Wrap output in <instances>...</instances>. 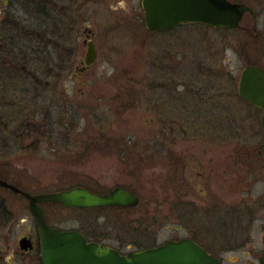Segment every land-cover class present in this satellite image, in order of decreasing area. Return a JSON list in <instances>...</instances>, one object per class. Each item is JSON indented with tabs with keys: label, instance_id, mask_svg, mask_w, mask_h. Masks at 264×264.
Here are the masks:
<instances>
[{
	"label": "rangeland",
	"instance_id": "374dc122",
	"mask_svg": "<svg viewBox=\"0 0 264 264\" xmlns=\"http://www.w3.org/2000/svg\"><path fill=\"white\" fill-rule=\"evenodd\" d=\"M9 2L10 7L8 10L4 9L0 21L7 20L6 16L10 11L11 14L19 15L24 19L21 25V39L22 35L24 38L29 37L25 31L33 29L31 27L40 19L35 18L26 5L24 7L16 5L14 0ZM106 4L104 10L100 9L96 13L98 15L96 19H92L96 16L95 13L88 12L91 16L90 25L96 36L94 41L98 46V58L90 71L78 74L76 66L79 65V59L76 54L74 59L69 61L72 70L69 77L59 76V88L57 87L59 92L49 91L34 99V102L43 104V107L35 108L38 114L31 112L33 116H30L31 114L27 113L33 105L29 102L32 94L19 93L18 105L16 101L13 103L11 97L2 106L4 111L1 114H4L5 118L0 117V160L7 163L6 169L11 165L16 169L15 173L21 171L24 173L18 177L21 178L20 182H25L26 185L24 183L21 185L31 194L45 190L60 191L75 185L84 187L87 185L100 193H107V190L120 183L130 186L132 191L141 197L144 195L141 186L144 188L157 185L164 172L163 168L155 167L153 169L155 173L152 174L151 169L142 171L140 167L130 168V172L125 171L122 161L113 155L115 152L112 150V144L114 138L128 136V139L132 140V145L156 149L164 139L172 140V134L176 130L173 110L176 104L172 91L160 90L159 84L164 74L158 69V58L163 52L173 55L177 53L176 59L181 66H179L181 81L200 86L209 83L208 125L214 116H218L219 120L212 123L217 127L209 125L208 134L220 132L232 136L236 134L233 138L236 141L239 132H246L241 129V119L246 114L245 105L237 96L235 97L241 63L238 57L239 31L224 32L193 23L189 26L175 27L167 32H149L145 28V23L141 21L143 14L136 18L134 13L124 8L122 0H118L116 4H119L118 7L112 0H108ZM114 7L116 10L112 9ZM7 26L0 27V38L7 36L12 40L15 29ZM80 31L81 35L71 36L74 37V42L79 43L81 50H84L82 41L86 40L87 36L81 29ZM7 38H4L6 43L4 45L11 49L13 40ZM0 40L3 42V39ZM29 40L22 39L21 56L27 52V59L33 60L34 57L29 53L33 52L34 46ZM223 46H226V49H223L225 54L222 57ZM1 59L0 69L14 70L13 59L8 60L5 55H2ZM21 61L18 66L20 71L27 67L34 70L30 66H37L39 63L38 60L29 61L26 66L23 60ZM208 62L210 67L206 81L204 71ZM39 64L44 65L45 62L40 61ZM217 69H221L225 76L221 80L214 77ZM35 73L41 79L37 81L38 84L44 79L43 73L40 75L39 70ZM10 76L9 72L0 71V83L6 85L5 94L1 95L0 99L12 95L10 91L14 82L9 81ZM165 77H169L168 74H165ZM32 78L29 76L28 81L21 84L27 86L36 83ZM63 86L68 91L63 90ZM39 89L42 87L39 86L36 90ZM51 100L55 103L48 106ZM210 110L214 113L209 114ZM49 118L52 124L46 127L45 120L48 122ZM87 137L99 143L94 151L87 145ZM15 138L17 146L13 151L7 144L12 143L11 140ZM201 142L204 143L199 141L195 147L199 149ZM215 142L217 141L208 142V157L209 160L214 158L215 162L220 164L218 160L222 157L210 155L212 151H221L222 146ZM190 146L193 147L191 144ZM193 149L196 150L194 147ZM225 174L231 181L235 179V172L226 171ZM9 177L14 183L17 182L12 175ZM150 179L154 182L148 184ZM41 184L44 188L40 186ZM0 193L6 199L5 207L10 213V220L5 221L3 232L0 231V248L4 251V261L6 264H39L40 262L33 258H21L15 251L18 250L21 236L26 233L34 235L37 230L27 200L5 190ZM44 207L48 209L46 212L48 223L64 230L83 229L85 227L83 224L93 219L88 212L83 213L79 209L64 210L62 207L51 208L47 205ZM229 225L230 223L224 228L215 225L211 238L207 235L205 237L210 241L212 238L222 240L223 236L232 233ZM250 239L251 242H246L236 251L217 249L219 256L222 257V264H264L258 260V256L264 255L263 236L256 230Z\"/></svg>",
	"mask_w": 264,
	"mask_h": 264
},
{
	"label": "flooded vegetation",
	"instance_id": "af4514ba",
	"mask_svg": "<svg viewBox=\"0 0 264 264\" xmlns=\"http://www.w3.org/2000/svg\"><path fill=\"white\" fill-rule=\"evenodd\" d=\"M122 1L125 4L124 8H127L128 12L134 13L136 18L143 14L141 21L144 23L145 13L143 12L142 0ZM228 1L230 3L238 2V4L247 5L252 9V12H249V10L245 11L242 20L236 28L239 31L238 39H240L238 42V50H240L238 57L241 62L240 74L243 73V70L248 65L264 70V0ZM107 2L108 0H14L16 5L22 7L26 5L30 9V13L35 18L40 19L31 27L33 28V33H31L33 37L29 41L34 48H32L33 52L29 54L34 57L33 60L45 62L44 65L38 64L39 68H37L41 72L40 75L43 73L44 79L37 84V81L41 80L40 76L35 73L37 70H30L28 67L23 69L24 71L19 70L18 66L22 62L20 32L24 19L15 13L11 14V11L8 12L7 20L0 21V27L8 25L15 29V32L11 49H9L8 45H4L6 44L4 38H7V36L0 38L3 39V42L0 40V60L2 61L1 56L5 55L6 59H13L15 63L13 64L14 70L11 71L9 68H5L0 69V71L9 72L11 74L9 81L14 83L11 85L12 90L10 92L12 95L2 98L3 100L0 99L1 118H5L4 114H1L4 111L2 106L5 105V101L7 102V99L9 100L12 97L13 103L16 101L18 105L17 95L19 93L21 95L32 94L29 102H32L33 105L31 109L27 110V113L31 114L32 112L33 114L34 112L38 114L39 112L35 108L43 107V104L34 102L36 97L38 96L39 98L49 91H53V93L59 92V76H62V78L69 77V73L72 72L69 67V61L74 59L76 54L79 59V65L76 66L78 74L86 73L92 69L91 66L95 62L90 64V66L85 64L87 59L86 52L89 48L88 44L92 43L95 46L96 54L98 46H96L94 41L96 36L95 32L92 31V25H90L91 16L88 12L96 14L100 9L104 10L103 8L106 7ZM112 2L116 5L118 0H112ZM9 7V0H0V15L4 12V9L8 10ZM116 7L112 9L116 10ZM97 16L96 14L92 19L97 18ZM183 25L189 26L192 24ZM40 28H45L44 36L39 35L38 29ZM80 29L87 36V39L82 41V47H85V51L81 50L79 43L77 44L73 41L76 35H81ZM236 30L229 31L236 32ZM71 35L75 36L72 37ZM176 56L177 53L173 55L163 52L158 58L160 67L158 69L162 70L164 74L162 82L159 84L160 90L172 91L177 99L174 98L176 104L175 109H173L175 116L174 127L176 130L172 134V140L169 138L167 140L162 139V143H159L156 149H151L148 146L139 148L137 145H132V140L128 139V136L116 137L113 139L114 144H112V150L115 152L113 155L122 161V167L125 168V171L130 172V168L140 167L142 171L151 169L152 172L150 174H152L155 173V170H153L155 167L163 168L164 172L159 182L155 187L149 185V187L144 186L143 188L141 186L144 194L141 197H138L130 186L117 183L107 192L120 187L126 192H131L137 198L138 204L136 206L129 205L128 207L121 205H107V207L86 209L76 207L79 211L88 212L93 217L91 222L87 221L86 224H83L86 228L83 226V229H77L86 237L87 241L110 246L118 254L123 255L133 251L138 252L141 249L158 247L164 242L186 239L196 242L200 248L214 258H218L220 264H222L223 260L219 256V249L236 251L246 242H251L250 237L256 230H259L264 241V131L262 127V115L264 112L253 104L244 102L237 92L236 85L237 97L245 105L246 114L241 119V129L246 132H239L238 140L236 141L233 139L236 134H233L234 136L225 135L221 132L220 134H208L209 83L206 86H200V84H189L181 81V66ZM24 57L26 58L25 65L27 66V63L32 60L27 59L26 54ZM208 65L204 71L206 81H208L209 75ZM41 66L43 69H41ZM165 74H168L169 77H165ZM29 76L33 77L32 79H35L36 83L33 82V84H28L27 86L26 84H21V82H27ZM2 83H0V96L5 94L6 85ZM39 86L42 89L36 90ZM63 90L68 91L64 86ZM51 101L48 106L55 103V101ZM33 106L35 107L33 108ZM49 120L48 122L45 120L47 123L46 127L52 124L51 118ZM1 123L3 122L1 121ZM52 135L53 133L51 132ZM87 138V145L91 146V151H94L96 147L98 148L99 143L97 144L96 141H91V138ZM16 139L11 140L12 143L7 144L13 151H15L17 146ZM210 140L217 141L215 143L222 146L221 151H212L210 154L222 157L221 160H218L220 164H217L214 158L209 160L208 142ZM199 141H204V143H199L201 146L198 149L195 145ZM6 165L7 163H3L0 160V178L9 184H14L15 187L26 190V187L21 185L22 183L25 184V182H20L21 178L18 177L24 173L22 171L15 173L16 169L14 167L8 164L10 167L6 169ZM226 171L235 172V179L231 181L230 177L225 174ZM11 175L15 177L16 184L9 177ZM148 182V184H151L154 181L150 179ZM40 186L44 188L42 184ZM76 186L87 188L93 193L107 194L93 190V187L87 185L85 187L75 185L72 188ZM2 190L15 194V192L0 186V192ZM56 191L45 190L43 192L54 193ZM43 192L35 193L40 194ZM15 196L25 198L20 194H15ZM25 199L28 205V199ZM5 202L4 196L0 195V231L4 223H6L5 221L10 220V213L5 207ZM44 205L51 208L54 206L62 207L64 210L69 208V206H62L57 204V202H44L41 207L44 209L45 218H47L46 212L48 209H45ZM229 223L232 233L223 236L222 240L212 238L210 241L205 237L207 235V237L211 238L215 231V225L219 228H224ZM48 225L50 224L48 223ZM50 226L55 227L53 225ZM38 232L37 229L34 233L35 236L26 233L19 238V243L20 239L24 237L30 240L31 249L20 250L18 243V250L16 249L15 251L18 252L21 258H33L38 260L39 264H42L39 245L41 240ZM3 255L4 251H1L0 248V258L4 262ZM258 260L264 263V255L258 256ZM3 262H0V264H4Z\"/></svg>",
	"mask_w": 264,
	"mask_h": 264
},
{
	"label": "water",
	"instance_id": "95a60500",
	"mask_svg": "<svg viewBox=\"0 0 264 264\" xmlns=\"http://www.w3.org/2000/svg\"><path fill=\"white\" fill-rule=\"evenodd\" d=\"M145 28L149 32L167 31L183 24L206 25L209 28L236 30L245 11L252 12L247 5L230 3L228 0H142ZM85 64L90 66L97 60L96 48L88 44ZM237 92L244 102L251 103L264 112V70L248 65L238 77ZM264 131V113L262 115ZM0 186L23 195L35 218L42 264H220L208 252L190 240H172L151 249H141L126 255L118 254L110 246L87 241L79 229H60L48 225L44 202L69 206V208H97L111 206H136L137 198L117 187L107 194L90 192L76 186L54 193L33 195L0 178ZM20 250L31 249V241L20 239Z\"/></svg>",
	"mask_w": 264,
	"mask_h": 264
},
{
	"label": "trees",
	"instance_id": "16d2710c",
	"mask_svg": "<svg viewBox=\"0 0 264 264\" xmlns=\"http://www.w3.org/2000/svg\"><path fill=\"white\" fill-rule=\"evenodd\" d=\"M22 28H23V27H22ZM208 28H209V27H208ZM24 29H25V28H24ZM212 29H213V28H212ZM215 29H218V28H215ZM38 30H39L38 32L40 33L39 35H40V36H44V35H43V32L45 31V28H42V29L40 28V29H38ZM218 30H223L224 32H225V31H229V30H227V29H225V30H224V29H218ZM32 31H33V29H31L30 31H29V30H28V31H25V32H27V35H28L29 37H25V38H24V36L22 35V39H26V38H29V39H30V38H32V37H33L32 34H31V33H33ZM229 32H230V31H229ZM147 33H148V32H147ZM27 35H26V36H27ZM25 41H26V40H25ZM224 44H225V43H224ZM223 49L225 50V49H226V46H223V48H222V50H221V51H223V53L221 54L222 57H223V54H225V51H224ZM26 53H27V52H26ZM26 53H25V54H26ZM25 54H22V58H21V60H23L24 64H26V60H25L26 58L24 57ZM32 61H35V60H32ZM38 61H39V63H40V60H38ZM39 63H38V64H39ZM27 64H28V63H27ZM209 65H210V64H209ZM209 65H208V67H210ZM30 67L33 68L34 70H37V68H39V65H37V66H30ZM221 71H222L221 69H217V70H216V76H214L215 79L219 78V79L221 80V79H223V77H225V76L222 74ZM231 92H232V91H231ZM234 93H235V92H234ZM236 96H238V95H237V92H236V94H235V97H236ZM237 98H238V97H237ZM40 108H41V107H40ZM210 113L213 114L214 112H213L212 110H210L209 114H210ZM30 116H33V115L31 114ZM210 117H211V116H210ZM218 118H219L218 116H214V117H212V118H211V119H212V122H210L209 125H212L214 128L217 127V126L213 125L212 123H216L217 120H219ZM221 119H222V118H221ZM23 120H24V118L22 119V122H23ZM41 120H42V119H41ZM76 209H77V208H76ZM71 210H75V208H72ZM0 262H3L2 258H0ZM3 263L6 264L5 261H4Z\"/></svg>",
	"mask_w": 264,
	"mask_h": 264
}]
</instances>
